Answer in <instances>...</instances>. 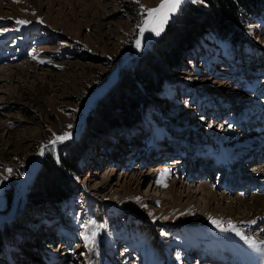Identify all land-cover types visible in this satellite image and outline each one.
I'll list each match as a JSON object with an SVG mask.
<instances>
[{
	"label": "rangeland",
	"instance_id": "374dc122",
	"mask_svg": "<svg viewBox=\"0 0 264 264\" xmlns=\"http://www.w3.org/2000/svg\"><path fill=\"white\" fill-rule=\"evenodd\" d=\"M160 2L0 0V264H241L230 246L264 238L263 219L247 226L221 211L264 195V12L235 42L200 37L142 123L98 128L71 171L69 204L23 215L37 154L57 159L77 140L120 71L151 48L140 5ZM229 221L245 236L222 231Z\"/></svg>",
	"mask_w": 264,
	"mask_h": 264
},
{
	"label": "trees",
	"instance_id": "16d2710c",
	"mask_svg": "<svg viewBox=\"0 0 264 264\" xmlns=\"http://www.w3.org/2000/svg\"><path fill=\"white\" fill-rule=\"evenodd\" d=\"M263 12L264 0H184L161 34L150 41L151 48L140 51L131 67L120 71L87 117L77 140L61 144L57 159L45 154L26 196L23 215L27 221L32 222L28 217L37 209L47 214L51 205L57 206L59 212L69 204L75 196V187L72 189L69 183L71 171L79 165L93 136L101 128L131 130L142 123L146 112L156 105L153 97L162 91L171 69H177L200 37L213 31L218 37L235 42L241 39L243 25Z\"/></svg>",
	"mask_w": 264,
	"mask_h": 264
},
{
	"label": "bare ground",
	"instance_id": "6f19581e",
	"mask_svg": "<svg viewBox=\"0 0 264 264\" xmlns=\"http://www.w3.org/2000/svg\"><path fill=\"white\" fill-rule=\"evenodd\" d=\"M175 14H173L171 16V18ZM166 24H165V26H166ZM98 94L95 95V96L98 97ZM94 100H95V97L92 99V102H91L90 106H92V103H93ZM242 148H244V145L242 146ZM257 150H260V148H258ZM40 160H41V156H40ZM224 161H226V158L224 159ZM39 165H40V162L36 161V164L34 165L33 169L31 170L32 175L34 174V172L36 170H38ZM257 174L258 175H264V170L260 169V170L256 171L255 175H257ZM30 177H31V175H30ZM30 177H29V179H30ZM176 183H178V181H176ZM201 185H202V189L208 188V185L205 184V182H204V184H201ZM209 193H210V195L208 194L209 195L208 196L209 202L212 203L213 201H218L219 202V206L222 207L221 204H222L223 199L217 198L216 194L213 193V191H210ZM219 206H217V209H219L218 208ZM221 211H223V214H227V215H223V216H226L227 218H230L229 216L233 217L232 223L233 222L234 223H243V224H246L247 226H249V225L253 224V222L256 221V220H261V219L264 220V195L260 194V193H256V194H254V196L252 198H243L242 200L232 202L228 207L227 206L224 207L223 210H221ZM235 215H240V216H236L235 217ZM216 220H218V221H222L223 220L225 222L224 218H220V219L216 218ZM245 229H247V228H245ZM245 229L241 231L242 235H244V236H245V234H243V232H245ZM258 236H260V235L258 234ZM259 240L260 241H258V242L264 241V238L259 237ZM230 247L231 248L235 247V251L237 249H239L241 251V255H242L241 256V260H242L241 264L243 262L249 263L252 260H253L252 264H254V263L255 264H260L259 263V257H258V256H260V254H258L252 247H248L247 244L233 243V245L230 246ZM242 248H243V250H242ZM252 253H254V254L252 255ZM252 257H253V259H252Z\"/></svg>",
	"mask_w": 264,
	"mask_h": 264
},
{
	"label": "snow or ice",
	"instance_id": "6c2138e0",
	"mask_svg": "<svg viewBox=\"0 0 264 264\" xmlns=\"http://www.w3.org/2000/svg\"><path fill=\"white\" fill-rule=\"evenodd\" d=\"M184 2V0H161L160 4L156 8L148 9L144 5H140L141 13H142V19L140 23L137 25L139 29L138 35L140 37L144 36V33L147 31L149 33H155V35L159 36L161 32L164 30L165 24L168 22V20L171 18L173 14H175L179 8L180 5ZM137 3H139V0H137ZM17 24L24 25L29 23L28 21L24 20H17ZM135 46L139 49L141 48V40L137 39L135 42ZM43 63V61H41ZM71 134L70 133H64L62 136L56 137L52 141H50L51 144H55L57 141H62L64 139H70ZM44 151L43 149L40 152V155H43ZM11 172V169L8 170ZM167 172V170H165ZM212 223L216 225L217 227H220L221 221L212 220ZM231 225V222H228ZM254 223V222H253ZM224 230H231L236 232L237 235H241L242 233L236 228L235 225H231L230 229H221ZM95 236V233L92 234ZM250 246L260 254V258L264 259V241L256 242L254 240H251L248 237H243ZM85 240H88L89 237L85 236Z\"/></svg>",
	"mask_w": 264,
	"mask_h": 264
},
{
	"label": "water",
	"instance_id": "95a60500",
	"mask_svg": "<svg viewBox=\"0 0 264 264\" xmlns=\"http://www.w3.org/2000/svg\"><path fill=\"white\" fill-rule=\"evenodd\" d=\"M109 84L110 83H108L107 85H105V86H103V88L101 89V91H100V93L98 94V97H96L95 96V100L93 101V102H96V100L104 93V91L106 90V88L109 86ZM90 103V102H89ZM88 107H89V104H88V106L85 108V111H87L88 110ZM55 139V138H54ZM52 141V140H51ZM58 142V141H57ZM43 149V151L45 150L43 147L41 148V150ZM41 150L39 151V153L37 154V156H41V162H40V165H41V163H42V160H43V155H40V152H41ZM40 165H39V167H38V169L40 168ZM36 175V173H34L33 175H31V177H30V181H29V183L31 184V182H32V177L33 176H35ZM28 189H26V191H27Z\"/></svg>",
	"mask_w": 264,
	"mask_h": 264
}]
</instances>
